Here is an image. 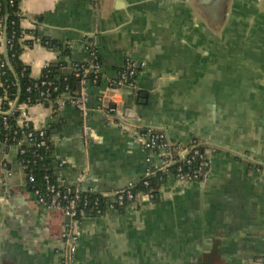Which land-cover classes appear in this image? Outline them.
I'll use <instances>...</instances> for the list:
<instances>
[{
  "label": "crops",
  "instance_id": "1",
  "mask_svg": "<svg viewBox=\"0 0 264 264\" xmlns=\"http://www.w3.org/2000/svg\"><path fill=\"white\" fill-rule=\"evenodd\" d=\"M200 1L20 0L21 27L45 39L25 45L20 55L32 78L48 64L59 77L73 76L93 49L102 63L100 80L84 85L85 118L56 101L28 109L33 128L47 129L56 182L109 193L169 170V155L136 140L133 119L98 110L113 103L142 111L138 127L163 130L176 144L221 147L199 182L167 174L157 197L138 191L126 208L82 219L73 264H248L264 258V180L244 158L264 163V64H256L249 80L252 64L242 47L216 29V19L207 25L213 13ZM127 57L144 67L135 88H117ZM138 93L148 94L147 105H139ZM16 153L0 148V264H63L67 216L37 201L18 165L7 176L4 161Z\"/></svg>",
  "mask_w": 264,
  "mask_h": 264
},
{
  "label": "built area",
  "instance_id": "2",
  "mask_svg": "<svg viewBox=\"0 0 264 264\" xmlns=\"http://www.w3.org/2000/svg\"><path fill=\"white\" fill-rule=\"evenodd\" d=\"M10 2L12 3L13 1L10 0ZM4 66L5 62L2 61L0 63V68ZM46 67L47 66H45L44 69ZM143 67V63H139L132 58L127 57L124 66L119 72L117 80L114 82V86L117 88L124 86H132L135 88L136 78ZM27 68L28 66L25 65L24 70ZM101 73L102 63L96 50L93 49L91 58L88 62L77 63L75 65V75L80 77L81 90L79 93L71 92L69 85L66 84L64 87L65 91L61 95L54 98V94L59 90V87L54 80L49 79V75L46 73H42L40 78L36 79L34 84L30 86L29 89L39 90L41 100L36 103L37 105L45 106L47 102L56 101L57 106L62 108L71 104L75 106L85 118L89 114L90 108L88 106V95L87 91L84 89V85L88 82L87 77L89 76H92V82H98ZM13 105L14 103H11V109L7 113H10L12 109V111L20 110L18 124L22 129H28V131H25V138L19 141H16L15 139L18 129L16 128L13 130L14 135L11 137L16 141L15 148L17 152L25 153V149L22 147L25 141L34 145L36 148L42 147L48 149L52 143L48 136L47 129L31 128L32 126L28 111L29 107L27 104L24 103L19 105L18 103L15 108H13ZM98 110L102 111L108 118L117 115L123 119L122 111L117 110L112 106L106 105L104 108H98ZM4 114L3 126L6 130L9 129V124L6 112H4ZM136 132V140L142 146L149 149L159 150L164 154L169 155V167L171 168L176 166L174 176L182 183H193L202 180L207 170L210 155L217 153L220 150L218 146L208 145L198 140H193L188 146H181L173 142L167 134L160 129L138 127ZM8 138L9 135L5 134L3 146L7 150L12 148L10 145H7ZM244 158L247 159L245 156ZM6 161L8 160L4 161L3 166L6 168L7 176H10L12 171L7 170ZM252 163L255 166V170L260 173L262 179L264 180V165L257 164L255 162ZM43 178L45 181L44 190L34 188L32 192L37 201L48 208L58 209L66 216L70 217V222L65 225V228L61 233V238L64 242L63 264H73L75 254L78 249L79 235L77 228L82 219L90 216H101L109 210L124 209L132 202H135L137 198V193L133 190L134 185L132 184L109 193L87 191V193L93 194V198H91L92 205L89 207L91 202L90 196L84 194V191L80 188L79 184L74 186H64L53 181L48 173H46ZM28 180L30 182L34 181V176L31 171L28 175ZM144 184H149L147 177L144 180ZM145 196L153 198L154 195L145 192ZM250 264H264V258L257 257Z\"/></svg>",
  "mask_w": 264,
  "mask_h": 264
},
{
  "label": "trees",
  "instance_id": "3",
  "mask_svg": "<svg viewBox=\"0 0 264 264\" xmlns=\"http://www.w3.org/2000/svg\"><path fill=\"white\" fill-rule=\"evenodd\" d=\"M12 1L13 2L11 3L10 0H0V34H3L4 28H6L8 42L7 58L4 55L0 56V63L2 61L5 62V66L0 68V148L3 149L5 134L9 135L7 145L15 148L16 141L24 139L25 131H28V129H22L18 124L20 110L7 113L11 109V103L16 101L19 92V105L25 103L28 107H30L41 100L38 89H29V87L34 84L36 79L31 77L29 66L26 70H24L25 64L22 62L20 55L24 50V46L32 45L37 38H39L42 43H45V39L40 38L39 34L35 32V30L28 31L21 27L20 23L23 14L20 8V0ZM26 33L31 34L33 38H24ZM56 69L57 67L54 65L48 64L43 70V74H48L49 79L54 80L59 87V90L54 94V98L61 95L65 91L64 87L66 84L69 85L71 92H75L76 84L80 81V77L76 75L59 77ZM87 79L88 82H92V76L87 77ZM51 102L52 101L47 102V104ZM4 112H6L9 124V129L6 130L3 126ZM16 128L18 129V133L16 134L15 141L11 136L14 135L13 130ZM31 128L33 129V126ZM22 147L25 149V153L17 152L12 161H6L7 170L12 171V167L14 165L21 167L25 174L26 185L31 192H33L34 188L44 190L45 181L43 177L46 173L50 174L52 180L56 182L52 175V167L54 165V158L52 157V144L48 149H45L42 147L36 148L34 145L25 141ZM175 167L176 166L169 168V170L165 173L159 172L150 175L147 177L149 183L148 185L144 184V180L146 179L144 178L133 186V190L136 193L138 191L151 193L154 197H157L158 190L163 181L166 179V175L174 174ZM30 171L34 176L33 182L28 180ZM84 194L90 196V207L92 205L91 198H93V194H89L87 191H84Z\"/></svg>",
  "mask_w": 264,
  "mask_h": 264
},
{
  "label": "flooded vegetation",
  "instance_id": "4",
  "mask_svg": "<svg viewBox=\"0 0 264 264\" xmlns=\"http://www.w3.org/2000/svg\"><path fill=\"white\" fill-rule=\"evenodd\" d=\"M216 29L224 31L229 41L242 47L243 58L252 65L247 76L254 77L256 64H264V0H211ZM237 53V52H236ZM256 83L250 88L255 89Z\"/></svg>",
  "mask_w": 264,
  "mask_h": 264
},
{
  "label": "water",
  "instance_id": "5",
  "mask_svg": "<svg viewBox=\"0 0 264 264\" xmlns=\"http://www.w3.org/2000/svg\"><path fill=\"white\" fill-rule=\"evenodd\" d=\"M200 5H201L202 8L208 5V8H209V6L211 5V0H201V1H200ZM210 7H211V6H210ZM209 9H210V8H209ZM209 12H210V11H209ZM210 13H213V14L211 15L212 17H206V21H208L207 25L209 24V20H210V18H212L213 20L215 19V13H214V10L212 11V9H211V12H210ZM110 17L112 18L113 15L111 14ZM203 20H204V19H203ZM204 21H205V20H204ZM206 21H205V22H206ZM3 36H4V51H5V57L7 58V52H8V51H7V47H8V42H7V36H6V28H4ZM91 37H93V36H91ZM98 39H100V37H99ZM19 96H20V92H19V94H18V97H17L16 101L14 102L13 108L17 107V105H18V103H19ZM137 100H138L139 105H147V103H148V94H146V93H138V95H137ZM112 107H114L115 109L119 110V106H118L117 103H113V104H112ZM12 110H13V109H12ZM12 110H11V112H12ZM120 111H122V115H123L122 118H123V120H124V119H133V124L135 125V129H137L138 126L142 125V123H139V122H138V121H139V117H141V112H142V111H138V110L133 111V110H131V109H129V108H126L125 106H121ZM142 127H145V128H146V127H149V126H142ZM216 146H218V145H216ZM218 147L221 149L220 146H218ZM245 157H246V156H245ZM247 159H248L249 162H251V163H252V162H255V163H257V164L264 165V163L259 162V161L255 160V159L251 158V157H250V158L247 157ZM69 222H70V217L67 216V223H69ZM252 261H253V259L250 260L248 264H250Z\"/></svg>",
  "mask_w": 264,
  "mask_h": 264
}]
</instances>
